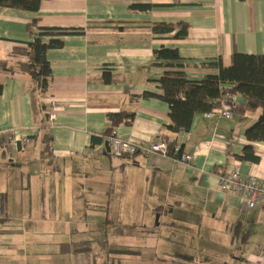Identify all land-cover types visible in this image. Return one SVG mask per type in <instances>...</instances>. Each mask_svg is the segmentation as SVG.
Masks as SVG:
<instances>
[{"label":"crops","instance_id":"crops-1","mask_svg":"<svg viewBox=\"0 0 264 264\" xmlns=\"http://www.w3.org/2000/svg\"><path fill=\"white\" fill-rule=\"evenodd\" d=\"M34 20L72 33L47 54L52 81L45 94L34 89L31 75L2 68L28 62L14 50L32 40ZM181 22L189 24L184 39L152 32L154 24ZM162 47L179 50L192 81L218 74L210 64L218 59L230 67L235 53L264 55V0H41L38 12L0 8V198L6 201L0 264H119L120 254L125 264H142L136 238L152 226L170 241L176 235L180 248L190 240L213 241L221 256L264 264V207L250 210L239 196L222 193L214 175L222 167L264 180V142L245 136L260 112H248L246 100L234 96L231 119L200 114L188 132H170V105L144 97L162 92L164 69L151 67ZM121 112L134 118L116 126L119 137L146 142L163 134L192 163L109 155L104 134L110 116ZM100 136L103 142L94 144ZM14 139L27 142L10 145ZM247 145L258 163L233 156ZM124 224L135 228L126 237L133 244L112 248L109 241L123 238ZM191 249V264L199 251L213 255L199 243Z\"/></svg>","mask_w":264,"mask_h":264},{"label":"trees","instance_id":"trees-1","mask_svg":"<svg viewBox=\"0 0 264 264\" xmlns=\"http://www.w3.org/2000/svg\"><path fill=\"white\" fill-rule=\"evenodd\" d=\"M41 0H0V8H11L38 12ZM133 11H149L151 5H131ZM32 40L23 48H15L16 55L28 58L27 63H19L14 66L7 63L2 68L9 73H26L32 76L34 89L40 94H45L52 81V69L47 59L50 50L64 47L63 38L72 35L68 30L46 28L38 25L34 20L29 25ZM152 32L156 35L173 34L174 39H184L189 33V24L181 22L177 25L169 23H157L152 26ZM219 68L216 75H208L200 81L188 79L184 71V60L176 48L162 47L153 54L151 67L164 69L158 80L161 89L160 94L146 92L144 97H156L170 105V119L172 125L167 129L173 133L188 132L196 115H204L221 107L223 100L231 96H241L246 100L248 112H260L259 118L250 126L245 136L252 143L264 142V55H248L235 53L232 57V65L224 67L220 59L210 62ZM109 81V80H108ZM4 87L0 84V94ZM134 114L121 112L110 116V128L104 136H111L116 126L125 122L131 123ZM42 127L41 130H45ZM48 137V135H47ZM103 137H95L94 144L103 142ZM176 142L170 140V155L174 154ZM237 159L248 163H258L260 158L256 154L253 145H247L239 155H233ZM5 200L0 198V206L5 205ZM3 204V205H2ZM169 264H191L193 258L188 255L176 254ZM168 262L167 259L161 260ZM160 261V262H161ZM119 264L122 260L119 259Z\"/></svg>","mask_w":264,"mask_h":264},{"label":"built area","instance_id":"built-area-1","mask_svg":"<svg viewBox=\"0 0 264 264\" xmlns=\"http://www.w3.org/2000/svg\"><path fill=\"white\" fill-rule=\"evenodd\" d=\"M234 96H227L221 107H218L211 112L205 113L203 116L206 119H231L233 116L232 100ZM55 106V103L51 104ZM48 122L52 123L55 119V114L48 110L46 112ZM18 142L24 145L26 139H14L10 145H18ZM110 151L109 155L117 158H131L137 155L145 157L151 155H160L165 158H172L178 162L184 164H190L193 161L191 154L185 153L180 145L174 147V154L170 155L169 143L170 139L161 134L155 136L149 141H133L125 140L119 137L115 132L107 137ZM89 153L93 152V149L88 150ZM214 175L218 179L219 188L222 193L227 195L239 196L246 207L250 210L264 207V180L258 178L255 175L244 177L238 171L228 170L219 167L215 170ZM260 253L264 258V246L261 248Z\"/></svg>","mask_w":264,"mask_h":264},{"label":"rangeland","instance_id":"rangeland-1","mask_svg":"<svg viewBox=\"0 0 264 264\" xmlns=\"http://www.w3.org/2000/svg\"><path fill=\"white\" fill-rule=\"evenodd\" d=\"M124 230L123 238L122 236H119V241L113 239L109 241V246L112 248H115L116 246L119 248L127 247L128 245H132L133 243L126 240L127 233L131 231V226L123 225L121 226ZM156 227V226H155ZM163 229H166V226L162 225ZM135 229V228H134ZM142 235H138V242L135 243V245L140 250L139 252H136L135 257H139L138 259L142 260V264H153L155 260H157V264L160 263L161 260L167 259L168 262L165 264H169L174 257L170 255L164 254L165 252H169L171 254L173 253H183L184 255H189L194 253L195 251L191 249V245H194L196 243H199L201 246L204 247H212L213 250H210V253L213 255L207 256L206 251H199V255L195 257V264H246L244 261H236L235 259H239L237 257H224L220 254L223 252L222 249H220L216 242L213 241H204V240H190L187 244V247L180 248L178 245H176V235L174 236L173 241H170L168 239V234L164 233L161 229V234L156 232L155 228L151 230H146L143 233H140ZM143 236V237H142ZM168 236V237H167ZM168 239V240H167ZM198 240V239H197ZM164 252V253H163ZM134 257V258H135ZM134 258L132 259L129 257V260L134 261ZM119 259H122L125 261L128 259L126 255H119ZM114 258L110 261L113 262ZM137 264V263H134ZM161 264L162 263L161 261Z\"/></svg>","mask_w":264,"mask_h":264},{"label":"water","instance_id":"water-1","mask_svg":"<svg viewBox=\"0 0 264 264\" xmlns=\"http://www.w3.org/2000/svg\"><path fill=\"white\" fill-rule=\"evenodd\" d=\"M106 149H107L108 152L110 151L108 142H106Z\"/></svg>","mask_w":264,"mask_h":264}]
</instances>
